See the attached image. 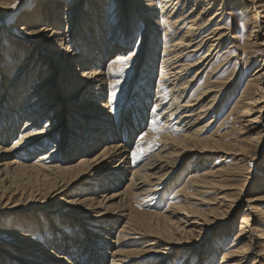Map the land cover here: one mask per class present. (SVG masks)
<instances>
[{
	"label": "bare ground",
	"instance_id": "1",
	"mask_svg": "<svg viewBox=\"0 0 264 264\" xmlns=\"http://www.w3.org/2000/svg\"><path fill=\"white\" fill-rule=\"evenodd\" d=\"M254 1L258 3L241 0L254 9V21L251 27L245 25L250 28L246 41L233 43L237 54L232 56L233 50L224 52L219 47L225 30L221 31L215 18L225 14L228 4L224 7L223 0H216V5L215 0H107L105 5L87 0L76 26L72 21L79 0H0V21L8 13L17 15L9 21L16 27L10 43L17 38L27 51L18 62L6 48L9 55L0 66V214L50 206L44 213L75 217L77 225L89 232L84 240L81 231L57 228V234L51 223L43 226L49 235L44 240L38 235L42 229L39 221L27 223L25 231L0 223V241L14 244L6 251L0 243V256L7 255L0 258V264H16L13 260L20 264H145L140 260L148 255L159 256L153 264H164L162 258L168 260L175 249H181L177 260L182 264H188L193 253H198L195 264H216L212 256L220 254L217 264H245L249 255H255L249 264H264V232L263 237L257 233L264 221V195L245 199L249 211L239 215L234 209L249 181L234 155H259L264 139V133L255 132L253 126L263 111L257 103L264 99V70L248 79L249 74L236 75L238 67L246 72L256 59V48L264 45V34L259 45L255 43L258 33L250 39L253 29L262 25L258 17L264 18ZM30 2L33 10L21 12ZM215 6L217 10H213ZM136 17L139 26L134 23ZM5 26L0 25L3 32L8 30ZM140 26L143 29L136 41ZM9 32L13 33L7 31L3 37ZM13 52L19 56L18 50ZM234 58L241 65L232 63ZM156 70L157 75L152 76ZM237 79L244 80L243 84L233 85ZM134 83L140 85L136 91L141 104H133L132 113L118 119ZM66 95L73 101L66 113L69 127L59 131L60 103ZM81 96L84 99L78 107L74 103ZM253 111L258 116L250 114ZM18 123L22 124L19 129ZM12 136L11 146L4 148ZM155 138V151L141 148ZM99 144L102 150L89 156L90 149ZM63 148L69 154L59 156ZM134 151L142 155L134 158ZM16 153L33 160L19 164L12 156ZM214 153L231 156L233 163L216 170L207 167L204 159ZM184 158L191 162L184 167L187 177L180 175L173 183L167 208L139 223L132 203H142L157 193L164 195L167 179ZM258 169L256 183L264 184V166ZM77 183L83 186L84 195L72 194L70 188ZM118 184H125L123 190L107 193ZM258 187L253 184L251 189ZM126 197L130 212L112 207L110 201ZM57 206L65 209L59 211ZM233 215L240 216L237 229L231 222L226 232L218 234L220 240L215 237L219 245L213 241L209 249L194 250H200L202 243L195 240L204 239L206 229L222 232V224ZM254 220L259 224H250ZM131 234L156 237L147 246L157 249L137 248L142 236L127 237ZM228 237H234L231 245L224 242ZM130 239H137L131 247L124 244ZM45 253L49 260L44 259Z\"/></svg>",
	"mask_w": 264,
	"mask_h": 264
},
{
	"label": "rangeland",
	"instance_id": "2",
	"mask_svg": "<svg viewBox=\"0 0 264 264\" xmlns=\"http://www.w3.org/2000/svg\"><path fill=\"white\" fill-rule=\"evenodd\" d=\"M105 1H107V0H100V2L102 4H104ZM257 1H258V3H255V1L253 2V5H255V4L258 5V6H256L255 9L260 10V12H262V14H264V9L262 8V4L264 3V0H257ZM86 3H87V0H79L80 8L79 9H75L76 13L74 14V19L72 21V23L75 26H76L77 22L81 20V16L84 14V7H85ZM215 3H217L216 0H215L214 4ZM245 3H248V2L246 1ZM223 4H224V7H225V4H228L227 6H229V7L226 6L225 14H222L223 16L222 15H219V16H217L215 18V22L216 23H220L219 26H221V31L222 30L223 31L225 30L224 32L222 31L225 34V36H224L225 39L223 38L222 41H221V44L223 46L221 45L219 47L220 48L222 47L224 52L230 51V49L233 50V52L231 54L233 56L236 53V51H235V48H236L235 44L236 43L237 44L243 43L244 42V39L246 38V36H248L247 35L248 34V31H250V28L249 27H251V24L254 21L253 14H252V10H254V9L247 7V4L246 5L245 4L242 5L241 4V0H223ZM217 6H215L213 8V10H215V9L217 10V8H218ZM33 7H34V3L30 2L29 4L25 5V9L22 8L23 10H21V9L20 10H21V12L24 11L25 14H26V13L31 12L33 10ZM102 7H103V5H102ZM85 11H86V8H85ZM243 11H244V13H243ZM219 12H220V10H218V13ZM227 13H229V15ZM222 17H223V19H222ZM15 18H17V15L16 16L15 15L13 16L12 14H9L8 13L0 21V25H6L5 28L8 27V30L7 31H11L12 30V32H13V33L9 32L7 34V36L4 38L3 37V33L6 34L7 31L6 32H3L4 29H2V30L0 29V37H1L0 38V66H3L5 64V61L7 60L8 55H9V51H12L13 58H15V60L18 59V62H21L22 59H23V56H25L27 54L26 49H24V51H23V47H21L19 45V41H18L17 38H14L15 43H13V44L10 43V39L12 37H14L15 34H16V32H15V28L16 27L13 26V25H15L14 24L15 22L13 23V22H9V21H10V19L11 20H15ZM239 18H240V20H239ZM217 20H218V22H217ZM257 20H258L257 22L259 24H262V25L259 28H254L253 29V32H252V35H251V38L250 39L251 40L252 39L254 40L256 33H258V36L256 38L257 39V42H255V43L256 44L258 43L257 45H259L260 41L263 40V36L262 35L264 34L263 33L264 32V18H259L258 17ZM139 21H140V18H137L136 17L134 19V23L137 26L141 25ZM245 23H248V25L245 24ZM242 25H244L243 28H242ZM245 25L246 26H249V27H246ZM228 27H230V28H228ZM244 27H246V28H244ZM9 28H11V30H9ZM142 29H143V27H141V26L136 29V41H137L138 36L140 34L139 31H141ZM145 29H147V28H145ZM145 35H147V34L145 33L144 34V37H145ZM228 36L230 37V39H229ZM246 39H245V41H246ZM239 41H241V42H239ZM134 43H135V41H134ZM233 43H235V44H233ZM228 45H229V47H228ZM6 48H8L9 51H7ZM71 48L72 47L69 46V50ZM16 50H18L19 56H16L14 54L13 51H16ZM256 51L258 52L257 55H256V59H253V60L250 61L251 64L249 63V67H248V69L246 70L245 73H244L243 69H241L240 67L237 68V74L236 75L239 74L238 75L239 78H241L242 76L245 77L247 74H249L246 77V79H248V78H250L254 74H259V73L263 72V70H264V59H263L264 58V45H261L260 47H257L256 48ZM110 57H111V55H110ZM141 61H143V58L139 62H141ZM232 63H238V66L241 65V63L238 62L236 58H234V60L232 61ZM12 65H14V63ZM142 65L143 64H141L140 67ZM14 67H19V65L16 64V65H14ZM137 68H139V66ZM227 71L229 73V68H228ZM157 73H158L157 70L154 71L152 73V76H154V75L156 76ZM74 75H75V73H72L71 77H74ZM138 75H139V73L138 74L136 73V76H138ZM236 75H235V77H236ZM39 78H41V76ZM237 80L238 81H235L233 85L240 86L244 82V80L242 82L239 79H237ZM236 82H237V85H236ZM135 83L132 84L133 87H134L133 90H129L128 91V94H126V96H125L126 99H124V101L122 103V111H121L120 115H118V119L119 118H122L123 115H128L129 113H132L133 107H134L133 104H135V103L136 104H141L140 102H137V101H139V99L137 97L138 94H137V91H136V90L140 89V85H137V84L135 85ZM262 85H264V81H263V84ZM147 89L149 90V87ZM239 90L241 91L240 88H239ZM73 91H74V89H72L70 92H73ZM135 91H136V93H135ZM130 94H131V96H129ZM130 97H132V98L129 99ZM64 98H65V100L60 103V112H59V116H58V118H59L58 130L59 131H61V129H63V130L66 129L67 130V128L69 127V125H68V118L66 117L67 116L66 113H67V111L69 109L70 103L73 102V101H69L68 100V98H69L68 95L64 96ZM83 99H84V97L81 96L80 98H78L79 102L78 101H75L76 103H74V104H78L77 106L80 107L81 100H83ZM1 100H3V99H1ZM130 100H132V101H130ZM127 101H129V103L130 102L131 103L129 104ZM222 102H221V104H223ZM259 103H261V106H263V111L259 114V116H258L257 111H253L250 114H253L254 113V116H258V118H259V121H257V122L255 121L254 124H253V126L256 127L255 132L264 133V99L263 100H260L257 103V105ZM150 108L151 107L148 108V111L150 110ZM140 109L142 110L143 109V106ZM208 119H210V117H208ZM213 122H214L213 123V126L210 128L211 130H213V128L217 125V123L219 122V119H217V121L216 120H213ZM21 125H22L21 123H18V125H17L18 129L21 127ZM14 139H15V136L14 137L13 136L10 137L7 140V142H5L3 144V147L4 148H9L11 146V144H12V142H13ZM146 144H148V147H147ZM146 144L143 143V145H142L141 148H144L145 147L147 152H151L152 150L155 149V147L158 144V142H157V139L155 138V139H151V140L149 139V143H146ZM61 146H62V144H60V147ZM132 146H133V144H132ZM102 148H103V145H101V144L97 145L96 147L93 146L90 149V152L88 153V155L91 156V157L92 156H95L96 154H98V152L100 150H102ZM132 148L133 147H130V150H132ZM258 151H259V155H256L257 153L254 152V153H252L250 155V157L249 156H245V155L242 156L240 153H238L237 156L234 155V158H235V161H236L235 163L238 165L237 167H239V170L240 171H243L242 174H244V178L247 177L249 179L247 185L243 188V191L240 193L241 197L239 199V202L237 203L236 207L234 208L235 211H238V214L239 215H240L241 211H244V210L247 211V209H248V211L251 210L249 207L248 208H247V206L245 207V205H246L245 199L249 198L252 195H256V196H263L264 195V184H262V182H260V183L257 182L256 183V178L258 176H260L258 174V170H259L258 168L260 166H264V139H263V141H261L260 148H258ZM59 152H61L59 156L68 155L69 154L68 152H66V148L61 149ZM12 156H14V158L19 162V164H27V163L31 162V160H33V158L24 157L22 154H19V153H16L15 155H12ZM78 157L79 156H76L75 159H77ZM204 161H205L204 163H205V165L207 167H211L212 166L213 169L215 168L214 170H216L217 168L219 169V168L227 167V164H225V163H228V164L230 162H231L230 164L233 163V161L231 159V156H229L227 154H224V153L209 154L208 157H206V159H204ZM219 161H221V162H219ZM187 164L188 165H191V162L190 163L189 162L187 163V159L184 158L183 162L182 163L180 162L178 164V166H176L172 170L173 171V174H171L169 176V178L167 179V181H166L167 187L165 185V192H164L165 194L164 195H162V196L159 197V193H157L158 195L156 194L154 196H148V197H146V199H144V202H142V203L141 202L139 204L132 203L133 211L138 214V216L136 218H137V220H138L139 223H143L145 221V219H147L148 217H152L157 212H159V213L164 212V210L167 208V205L171 202V200H170L171 195L169 193L173 189L172 188L173 183H175L177 181V179H178V177L180 175H181L180 177H183L184 179H185V177H187L186 176V174H187L186 172L187 171L184 168ZM208 164H209V166H208ZM214 165L215 166L217 165V166L214 167ZM198 167H200V166L198 165ZM11 168L12 167L8 168L7 170H9ZM247 171H249V172H247ZM241 179H243V178L242 177L239 178V180H241ZM78 184L79 183L73 185L70 188L72 194H75V195H84V193H81L83 186H79ZM253 184L254 185H259V187L252 190L251 188H252V185ZM97 185H99V182L97 183ZM116 186H118V187L117 188H115V187L110 188L107 191V193H110L112 190H114L116 192L117 191H120V190H123L125 184H118ZM211 192H213V191H211ZM69 195H71V194H69ZM237 196H238V194H236L234 196V198L237 197ZM127 200L128 199L126 197L125 200H123V201H118V200L114 199V200H112L110 202L113 203L112 207H117V208L121 207V208H124L123 211H122V213H125V212H130V210H131L130 207H126ZM197 203H200V202H197ZM253 204H261V203L254 202ZM195 206H196V204H195ZM49 207H47L46 209H49ZM197 207L198 208H201V209L203 208V206L201 207V205H199V204L197 205ZM212 207H213V204H211V207H208L207 209H210ZM46 209L37 208L35 211H31L29 209H22V210H20V212H16L15 211L14 213L7 212L5 214H0V223H5L6 225H14V227L17 228L18 230L25 231L27 229V223H31V222H34V221H39V223L37 225H41L42 224L41 226H39L40 228L42 227V229L40 230V232H39L40 234H38V235H40L41 238L44 239V240H49V235L48 234H45L46 232H45V229H44L43 226L50 225L51 223H52L51 225L54 227V229H52V228L51 229L54 232H56L57 234L60 233L59 231L57 232V230H58L57 228H59V229L64 228L65 231H71L72 233H77V231H81L83 233L82 234V237H83L82 239L83 240L85 239V236L88 235L87 233H89V232H86L83 228L80 227V225H77L78 223L76 222L75 217H67L66 218L65 216L59 215V213H61V212H57L58 214H53L52 216H50V215H47L46 213H44L43 210H46ZM55 209L61 211V209H65V208H60L59 206H57V208H55ZM239 215H236V216L233 215L234 218H232V220H228V222H224L222 224V225H224V226H222L223 229H224L222 232L219 231V229H217V230L214 229V231L215 232H218V233H213L214 232L213 230L209 231L210 229H206L207 230V233H204L205 234V236H204L205 238L204 239L196 238V240H195V241H199V240L201 241V243H202L201 245L202 246H198L200 250L194 249L195 246L194 247H191V248L194 249L195 251H198L200 253L201 252V248H202V250H204L206 248L209 249V248L213 247V245H214V242L213 241H215V244L219 245L218 242H217V240H220L221 239V235L219 237L218 234H220V233L222 234L223 232H226V230L229 229V224L231 222L234 223L235 229H237L238 224H239V221H240V216ZM36 216L38 218H36ZM182 216H186V215L185 214H182ZM186 218L189 219L190 216H188ZM199 222H202V221L199 220ZM249 222H250V224L252 222L253 226H255V224H259V222L256 223L255 220H254V222L253 221H249ZM260 223H262V224H260L259 226H257L258 227V231H259L257 233L258 234H261L260 236L263 237L262 233L264 232V221H262ZM70 225H73V226L70 228L69 227ZM186 225H188V223ZM104 227H109V226H104ZM6 228H7V226L6 227L5 226L2 227V229H6ZM90 230H94V229L93 228H88L87 231H90ZM97 230H100V229H97ZM137 230H138L137 232L141 233V231H139L141 229L138 228ZM102 233H104V232H102ZM105 233H107V232H105ZM226 235L229 236L228 233ZM226 235H225V237H227ZM114 236H115V234H110L109 237L110 238H114ZM134 236H137L138 238H140L142 236V238H140L141 239V243L138 244L137 248L146 247V248H150V250H156L157 249V247H154V246H147L148 243L150 244L153 240H156L157 239L156 237H145V236L140 235V234H131V235H128L127 237L134 238ZM215 237L217 238V240L215 239ZM233 238L234 237H232V238L231 237H228V240L226 238V240L224 242H227V243H229V245H231L232 242H234ZM96 239H98V238H95V239L93 238V240H96ZM136 240L137 239H135V240L130 239L129 242H125L124 244L130 243V247H131L132 243H134V241H136ZM0 243H3V246L5 247L6 251L7 250L10 251L11 250V246L14 245L12 242H9L8 240L0 241ZM235 243H237V242H235ZM106 244L107 243H104V245H106ZM112 245H113L112 243H108V246H112ZM198 245H200V244H198ZM191 248H188L189 252L191 251L190 250ZM74 249H76V248H74ZM180 250L181 249H175L174 252H172L170 254V258L168 259L169 261L167 260V258H162L165 261L164 264H182L181 261H179L180 260V255H179L180 254ZM1 254H2V252H0V255ZM47 255H48V253H45L43 255L44 259H46L45 257H47ZM74 255H75L76 258L79 257L78 256V253H77V249H76V253ZM4 256H5L4 258L1 257V256H0V258H3V259L7 258V255L4 254ZM196 256L198 257V253H193L192 254V258L193 259L191 258V260L188 261L187 263L188 264H195V261L196 260L194 261V259L196 258ZM220 257H221V254L218 255L217 257L212 256V258L215 260L216 264L220 261ZM254 257H255V255L254 256L253 255H251V256L249 255L248 258H247V261L245 262V264H249ZM81 259L82 258H80L79 260H81ZM159 259H160L159 256L148 255L147 257H142L140 261L142 263H145V264H153L154 262L156 263L157 261H159ZM177 259H179V260H177ZM46 260H49V259H46ZM13 261L16 264H20V263H18L15 260H13ZM202 263L203 262H200V264H202ZM81 264H84V261H82ZM105 264H107V263H105ZM206 264H209V263H206Z\"/></svg>",
	"mask_w": 264,
	"mask_h": 264
},
{
	"label": "snow or ice",
	"instance_id": "3",
	"mask_svg": "<svg viewBox=\"0 0 264 264\" xmlns=\"http://www.w3.org/2000/svg\"><path fill=\"white\" fill-rule=\"evenodd\" d=\"M15 6H16V5H15V2H14V3L12 4V7H15ZM120 71H123V69H120ZM132 155H133L134 158H137V159H138V158H139V155H142V152L138 154L137 152L134 151V152L132 153Z\"/></svg>",
	"mask_w": 264,
	"mask_h": 264
}]
</instances>
